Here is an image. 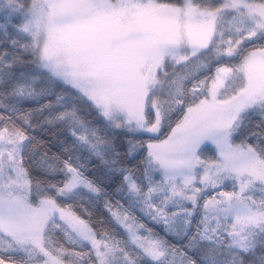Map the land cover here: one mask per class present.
<instances>
[{
    "label": "snow or ice",
    "instance_id": "obj_1",
    "mask_svg": "<svg viewBox=\"0 0 264 264\" xmlns=\"http://www.w3.org/2000/svg\"><path fill=\"white\" fill-rule=\"evenodd\" d=\"M0 16L14 49L0 52V264H264V0H0ZM34 114L68 131L66 159L39 150ZM165 128L128 141L146 151L139 175L120 166L116 130ZM74 151L119 172L118 191L184 247L110 202L123 238L66 207L106 195Z\"/></svg>",
    "mask_w": 264,
    "mask_h": 264
},
{
    "label": "trees",
    "instance_id": "obj_2",
    "mask_svg": "<svg viewBox=\"0 0 264 264\" xmlns=\"http://www.w3.org/2000/svg\"><path fill=\"white\" fill-rule=\"evenodd\" d=\"M0 19H2V16H0ZM13 23L18 24L19 19H14ZM9 32L10 34L15 35V30L11 27L9 28ZM0 39H2V37H0ZM20 43H27V40L20 39ZM3 51H8L9 53H12L14 49L11 47L10 44L0 43V52ZM192 70L195 71V69ZM204 75L206 74H200L199 79H204ZM193 83H198V80L187 83L186 88L191 90ZM62 89L63 85L56 87L55 91L57 94H62ZM46 102L47 101H41L40 104L26 103L23 105L22 113L32 112L33 110L38 109L41 104ZM81 108L84 112L91 113L90 115L86 116V119L94 127L103 129L104 125L102 117H100L93 110L89 109L87 105H81ZM258 122L259 118L253 117L252 121L249 123V128H252ZM17 123L19 124V121H17ZM172 126H174V123ZM27 131L29 135L34 136L36 140L40 142L42 147L39 150L41 152L46 150L49 153L50 157L55 155L56 157H59L61 159L67 158V156L65 155L64 148L62 147V145L64 144H67L69 147H71L72 145V138L70 137V134L67 130L57 126L45 125L43 122V117L34 114L33 128H30ZM168 134H170L169 128L163 129L160 134L156 135H141L138 133L129 134L121 130H116L114 136V143L120 155V166L132 168L133 171H135L136 175H139L140 171L142 170L139 166L141 165L143 158L146 155V151L138 149L134 155L129 156L127 154L128 141L131 139L133 141H139L140 143H143L145 145L149 142L162 140L166 138ZM157 135L158 139L155 138L157 137ZM237 142H239V140ZM71 155L73 156L74 164L77 162L75 157H80L79 163L84 165V168L82 170L85 172V175L90 180L94 181L95 184L99 186L104 193H106V195H101L94 202L90 201L88 196H84L83 198H77L75 201L68 200L65 202L66 207L71 206L72 210L75 211L77 215H80L82 218L89 220L96 231H107L109 233L117 235L120 238H123V229L117 225L111 215V212L106 207V201L110 202L113 210H118L117 206H119L120 210L130 211L140 223H143L146 226V228L151 229L155 233H158L161 237H165L170 245L177 248L184 247L186 241H183L181 238H178L173 234H168L166 236L164 228L161 224L154 222L149 216L145 214L144 211L141 210L139 206L133 207V200L128 195L126 188L122 191H118V189L121 188V185L123 183L122 176L119 174V172L111 171L98 159H90L86 152L74 151L71 153ZM214 156V151H206L204 153L203 158L210 159ZM33 174L36 179H41L45 182L50 181L52 183H59L63 179L62 176L59 174H56L55 176L45 177L44 175L35 172V170ZM221 190L231 191L232 189L230 186H228ZM86 191L87 190H85V192ZM202 203L203 201H201V204ZM193 228H195V223L193 224ZM56 235L57 237H60L61 235L58 230H56ZM61 242L63 243L64 241L61 240ZM75 250L79 251L80 249L77 248Z\"/></svg>",
    "mask_w": 264,
    "mask_h": 264
},
{
    "label": "rangeland",
    "instance_id": "obj_3",
    "mask_svg": "<svg viewBox=\"0 0 264 264\" xmlns=\"http://www.w3.org/2000/svg\"><path fill=\"white\" fill-rule=\"evenodd\" d=\"M147 135H156V134H147ZM167 138V137H166ZM166 138H164V139H166ZM155 142H159V141H155ZM146 145V144H145ZM209 147H214V146H209ZM203 158V157H202ZM216 194V193H215ZM111 215H112V213H111ZM113 217V216H112ZM113 219H114V221H115V218L113 217ZM116 222V221H115ZM117 223V222H116ZM118 225V224H117Z\"/></svg>",
    "mask_w": 264,
    "mask_h": 264
}]
</instances>
